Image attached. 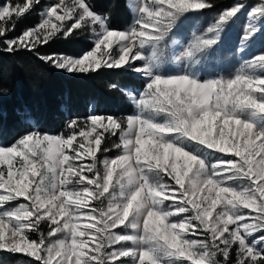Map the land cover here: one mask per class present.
Returning a JSON list of instances; mask_svg holds the SVG:
<instances>
[{"label": "snow or ice", "instance_id": "obj_1", "mask_svg": "<svg viewBox=\"0 0 264 264\" xmlns=\"http://www.w3.org/2000/svg\"><path fill=\"white\" fill-rule=\"evenodd\" d=\"M112 7L0 0V53L133 81L106 82L128 114L94 101L81 117L69 101L57 132L27 125L0 144V252L25 264H264V0L214 13L172 40L179 51L175 32L208 19L214 0H123L126 26ZM33 12L38 22L16 34ZM80 37L72 54L41 51ZM218 50L239 66L201 75Z\"/></svg>", "mask_w": 264, "mask_h": 264}, {"label": "trees", "instance_id": "obj_2", "mask_svg": "<svg viewBox=\"0 0 264 264\" xmlns=\"http://www.w3.org/2000/svg\"><path fill=\"white\" fill-rule=\"evenodd\" d=\"M104 7H112L113 21L126 26L129 15L123 7V0H97ZM43 4V3H42ZM39 11V6H37ZM36 12L23 20L17 28L19 34L25 26L38 22ZM83 45L84 37L71 44L60 41L45 51H63L72 54ZM131 78L121 72L105 71L101 76L95 74H69L56 70L38 60L34 53L23 51L15 55L0 53V87L5 91L0 95V140L12 143L27 125L55 133L61 129L66 119L68 102L74 114L86 115L89 104L97 103V111L116 114L114 105L117 91H109L106 82L118 83Z\"/></svg>", "mask_w": 264, "mask_h": 264}, {"label": "rangeland", "instance_id": "obj_3", "mask_svg": "<svg viewBox=\"0 0 264 264\" xmlns=\"http://www.w3.org/2000/svg\"><path fill=\"white\" fill-rule=\"evenodd\" d=\"M46 0H42V3H45ZM236 0H214V3L216 4V7L212 10V12L205 11L204 16L208 17V19L201 20L198 25L195 27H189L187 24H182L180 27V30L176 31L173 37L170 40V46L173 48H176L177 51H179V48L177 45L172 44V40L179 41L181 44H183L187 39H190L191 31L193 30H202L204 27H206L209 23H211V17L213 16L214 13L219 12L222 9H225L229 6H231L233 3H235ZM130 23V21H129ZM246 23V16H242L240 21L237 23L235 26V29L237 31L240 30L241 26ZM238 44V42H237ZM231 45L229 46V48ZM244 58H250L249 57H244ZM239 66V57H234L229 50H218L216 53L210 55L207 60L202 61L201 65L197 66V69L201 72V75H210L213 73H224L229 70H233V67H238ZM173 68L176 66L173 65ZM128 81H122L120 82V85L122 87L132 83ZM117 98L114 100V105H116L118 112L116 114H128L131 112V108L126 100V98L119 92L117 91ZM91 104H89V109L90 110ZM100 114H110L106 112H99ZM81 115V117H83ZM0 144H4L0 140ZM11 144V143H10ZM8 145V144H4ZM29 258L27 257H22L20 255L16 256H11L6 253L0 252V264H25L26 261H28Z\"/></svg>", "mask_w": 264, "mask_h": 264}]
</instances>
